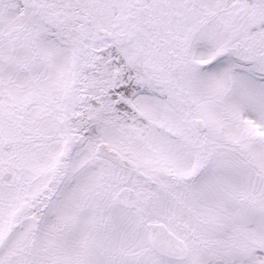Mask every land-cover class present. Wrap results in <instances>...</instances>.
Wrapping results in <instances>:
<instances>
[{
    "label": "snow or ice",
    "instance_id": "1",
    "mask_svg": "<svg viewBox=\"0 0 264 264\" xmlns=\"http://www.w3.org/2000/svg\"><path fill=\"white\" fill-rule=\"evenodd\" d=\"M0 264H264V0H0Z\"/></svg>",
    "mask_w": 264,
    "mask_h": 264
}]
</instances>
